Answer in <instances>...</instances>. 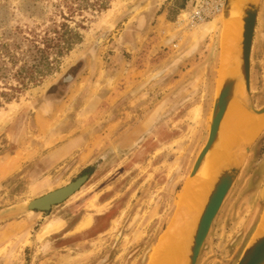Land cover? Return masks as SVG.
<instances>
[{"label": "rangeland", "instance_id": "rangeland-1", "mask_svg": "<svg viewBox=\"0 0 264 264\" xmlns=\"http://www.w3.org/2000/svg\"><path fill=\"white\" fill-rule=\"evenodd\" d=\"M66 1L0 0V43L19 41L30 29L43 36L69 15ZM97 1L107 9L74 14L82 41L51 54V72L11 101L0 94V264H148L207 140L220 34L233 17L189 25L177 0H71ZM250 68L245 101L259 109L264 0ZM67 72L75 78L61 84ZM82 176L78 191L48 212L13 213ZM263 184L264 129L196 264L237 263L263 210ZM87 216L90 225L77 230Z\"/></svg>", "mask_w": 264, "mask_h": 264}, {"label": "water", "instance_id": "water-1", "mask_svg": "<svg viewBox=\"0 0 264 264\" xmlns=\"http://www.w3.org/2000/svg\"><path fill=\"white\" fill-rule=\"evenodd\" d=\"M237 0H225L222 9L224 19L230 17L233 13V6ZM260 0H239L240 12L242 13V35L239 54V76L226 77L221 85H219L216 97L213 104L212 120L209 128V133L204 146L201 148L190 176L198 173L199 169L206 162L212 160L220 161L218 173L213 182L212 190L207 198V201L193 223L194 227L188 232L186 238L181 243L184 261L182 264H196L200 251L209 235L210 228L214 219L219 213L225 197L231 190L235 180L239 176L241 169L246 161L250 151L252 142L245 143L240 151L239 159L233 162L224 161L221 157L226 149V126H227V111L232 99L235 97V90H240L242 96V104L245 108L254 114L264 113V105L255 109L252 106L246 105L247 95L250 93L251 68L250 57L252 44L255 32L256 18ZM87 176H82L75 181L58 188L55 191L46 193L45 195L27 202L25 205L13 211L14 214L27 213L31 211L48 212L51 208L58 206L78 191V189L86 181ZM260 198H264V184L261 187ZM256 232L248 241L243 252L241 253L236 264H264V231Z\"/></svg>", "mask_w": 264, "mask_h": 264}, {"label": "bare ground", "instance_id": "bare-ground-1", "mask_svg": "<svg viewBox=\"0 0 264 264\" xmlns=\"http://www.w3.org/2000/svg\"><path fill=\"white\" fill-rule=\"evenodd\" d=\"M240 6L242 5L241 3H239V0H237V2L233 6V14L230 16L233 18L229 21H226L224 23L225 26L221 30L220 57L218 67L219 72L217 77L218 87L223 83L226 77L239 76V54L241 35L243 30L241 21L242 13L239 10ZM208 25L209 23L203 25V27H206ZM240 94L241 92L239 89L235 90V97L230 102L226 114L230 121V124L227 125L231 126L230 130H227L229 131L228 134L230 133L231 136L230 141L228 140L229 144L228 146L226 145V147H228L227 150H230L231 157L235 159L240 157V151L243 149L242 146L245 143H249L255 140L259 133L264 129V113L251 114L240 104L236 103L235 100L237 98L242 99V97H240ZM228 156L230 155H227V157ZM233 158L228 157V159L232 160ZM200 170L201 168L199 169L198 173L200 172ZM208 172L209 173L205 178L198 176V173L194 176H190V180L183 185L176 202L177 208L175 214H173V218L170 219L171 222L169 223V226H167L165 233L161 235L157 245L153 249L148 264L183 263L184 257L182 248H180V242L184 241V238H186L188 232H190L191 228L194 227L193 223L201 213L212 190L211 188L213 182H215V178L217 176L215 175L214 170H209ZM90 222L91 217L87 216L76 226V229H84L90 225ZM50 228L51 226L48 225L42 233L45 234L50 232ZM262 231H264V210L257 233H261Z\"/></svg>", "mask_w": 264, "mask_h": 264}, {"label": "trees", "instance_id": "trees-1", "mask_svg": "<svg viewBox=\"0 0 264 264\" xmlns=\"http://www.w3.org/2000/svg\"><path fill=\"white\" fill-rule=\"evenodd\" d=\"M68 4L69 15L64 16V21H53V23L44 32L43 36L36 34L30 29L25 35L23 32L20 40L9 44L0 43V82L4 90L1 96H5L11 101L16 93L26 90L29 85H37L47 73L52 70V62L49 61L50 55H62L64 51H70L74 45L82 41L81 34L77 31L76 26L81 27L74 21V14L82 13L84 10H106V2L93 3H72ZM71 18V19H70ZM73 20L74 27L68 22ZM82 28V27H81ZM75 75L67 72L60 80L61 84L72 82ZM16 81L12 85L10 81Z\"/></svg>", "mask_w": 264, "mask_h": 264}, {"label": "built area", "instance_id": "built-area-1", "mask_svg": "<svg viewBox=\"0 0 264 264\" xmlns=\"http://www.w3.org/2000/svg\"><path fill=\"white\" fill-rule=\"evenodd\" d=\"M224 3L225 0H192V6L181 14L184 16L181 21L189 25L206 22L221 14Z\"/></svg>", "mask_w": 264, "mask_h": 264}, {"label": "crops", "instance_id": "crops-1", "mask_svg": "<svg viewBox=\"0 0 264 264\" xmlns=\"http://www.w3.org/2000/svg\"><path fill=\"white\" fill-rule=\"evenodd\" d=\"M172 2H173V0H172ZM192 6V0H177V6H175L176 8H177V10H178V12H183V11H186L187 9H189L190 7ZM167 14V12H163V15L164 16H167L166 15ZM227 117V116H226ZM229 122V123H228ZM227 124H230V121H229V119H228V117H227ZM228 127V128H227ZM230 128H231V126H229V125H227L226 126V145L228 146V144H229V141H230V133L228 134V132L229 131H227V130H230ZM229 136V137H228ZM229 140V141H228ZM228 147H226V149H227ZM228 152H229V154H228ZM227 155H230V156H228L229 158H233V157H231V154H230V150L228 149L227 150V154H226V152H224L223 154H222V159L224 160V161H229V162H233L234 160H235V158H233V160L232 159H228V157H227ZM237 159H239V158H236V160ZM210 166V167H209ZM219 166H220V161L218 160V161H216V160H210V161H208V162H206L204 165H202V167H201V170H200V172L198 173V176H200V177H202V178H205V177H207V175H208V171L209 170H214V172H215V175H217V171H218V168H219ZM212 167V168H211ZM217 167V168H216ZM213 168H216V169H213ZM207 169H209V170H207ZM206 171H207V173H206ZM263 210H264V206H263ZM263 210H262V213L260 214V217H259V220H258V222H257V224H256V226H255V230H254V232H253V234L256 232V230H257V226H258V229H259V226H260V223H261V220H262V214H263ZM84 220V219H83ZM83 220H81L80 222H82ZM80 222H78V224L80 223ZM77 224V225H78ZM252 234V235H253ZM252 235H251V237H252ZM251 237L249 238V240L251 239Z\"/></svg>", "mask_w": 264, "mask_h": 264}]
</instances>
